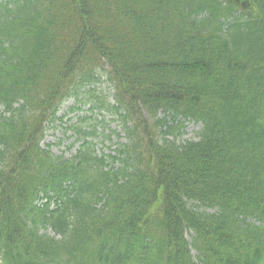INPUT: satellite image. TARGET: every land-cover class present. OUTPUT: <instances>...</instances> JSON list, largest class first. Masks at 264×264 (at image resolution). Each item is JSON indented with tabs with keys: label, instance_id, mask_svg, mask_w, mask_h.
<instances>
[{
	"label": "trees",
	"instance_id": "16d2710c",
	"mask_svg": "<svg viewBox=\"0 0 264 264\" xmlns=\"http://www.w3.org/2000/svg\"><path fill=\"white\" fill-rule=\"evenodd\" d=\"M98 69L117 153L56 156ZM0 264H264V0H0Z\"/></svg>",
	"mask_w": 264,
	"mask_h": 264
},
{
	"label": "rangeland",
	"instance_id": "374dc122",
	"mask_svg": "<svg viewBox=\"0 0 264 264\" xmlns=\"http://www.w3.org/2000/svg\"><path fill=\"white\" fill-rule=\"evenodd\" d=\"M108 75V72H104V76L101 78V81L103 82H100L99 88L96 90V92L92 91L87 94H82L81 99L92 100L95 96H99L100 99L103 100L106 93L110 92V89L113 88L111 82H109ZM74 102V99H68L61 106L58 115H64L67 113V108ZM90 106L91 104L88 103V105L83 106L82 112L71 113L68 114V116H64L63 121L60 120L55 124V126H52L46 132V135L42 141V145L44 147L50 148L56 156L64 155L65 157L70 158L77 154L82 147L84 139L83 137H79V133L73 129L72 126L78 122V115H87L90 118L83 120L81 123L84 125L91 123L97 126L94 132L96 135H90L88 141H92L96 145L97 152H112L116 147L115 143H118L120 139L118 137H114L113 140H108L107 137L111 130H116L119 132L117 128L118 123L114 121L111 115L106 114V112H104L105 110L102 112L92 113L89 110ZM186 125L187 128L185 129L186 132L184 133L183 138L186 139L194 137L195 130L198 128V125L190 121L187 122Z\"/></svg>",
	"mask_w": 264,
	"mask_h": 264
}]
</instances>
